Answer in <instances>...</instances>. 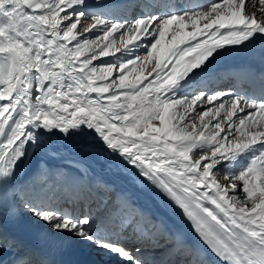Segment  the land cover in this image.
<instances>
[{
    "label": "snow or ice",
    "instance_id": "obj_1",
    "mask_svg": "<svg viewBox=\"0 0 264 264\" xmlns=\"http://www.w3.org/2000/svg\"><path fill=\"white\" fill-rule=\"evenodd\" d=\"M136 9L0 0V264H54L6 230L22 215L107 264H148L128 246L129 216L143 213L94 198L91 169L53 137L80 138L188 222L196 242L175 234L162 264H264V79L259 96L213 87L219 57L264 40V0Z\"/></svg>",
    "mask_w": 264,
    "mask_h": 264
},
{
    "label": "bare ground",
    "instance_id": "obj_2",
    "mask_svg": "<svg viewBox=\"0 0 264 264\" xmlns=\"http://www.w3.org/2000/svg\"><path fill=\"white\" fill-rule=\"evenodd\" d=\"M140 0H105L108 10H111L115 15H128L131 16L136 9L137 3ZM169 0H161V5ZM188 7V4H185ZM130 10V11H129ZM139 9H136L138 12ZM245 49L249 54L255 56H264V40H257L246 47H236L230 49L223 56L219 57L216 64V72L218 75L213 80V87L225 86L227 81L225 75L228 71L222 67H218L220 63L232 56L237 49ZM119 55V54H117ZM105 60L112 59L111 57H104ZM48 147L58 151L61 156L73 157L83 162L82 166H87L91 169L92 180L94 181L92 188V196L96 199L109 198L114 205L118 198L123 195L126 196L135 209L143 213V218L140 216H129L133 220V226L129 229L128 236L131 240L129 247L139 246L143 249V258L148 261V264H157L159 260L168 255L170 247L175 243V234H181L185 240L191 239V243L196 242V238L188 224V222L176 212L166 202L160 200L151 191L134 184L130 177L126 175L114 160H106L103 154H97L95 150L83 151L80 144V138L73 141H62L58 137H53ZM43 158L38 156L36 159ZM62 163V160H57ZM31 170H29L30 172ZM21 180L27 179V176L22 172L19 177ZM107 184L109 188L104 189ZM69 192V200L78 195V190L69 185L59 193L61 197H66ZM134 217V218H133ZM147 218L156 222H162L164 230L157 231L153 229L150 223H146ZM23 226L34 228L35 230L47 234L45 228L39 223L32 221L26 215L15 221ZM6 230L16 236L20 241H23L21 228L13 225V221L6 224ZM169 233L173 234L172 236ZM164 241L162 244L159 245ZM91 256L102 264H107V257L101 255ZM6 259H11V256H6Z\"/></svg>",
    "mask_w": 264,
    "mask_h": 264
},
{
    "label": "rangeland",
    "instance_id": "obj_3",
    "mask_svg": "<svg viewBox=\"0 0 264 264\" xmlns=\"http://www.w3.org/2000/svg\"><path fill=\"white\" fill-rule=\"evenodd\" d=\"M130 11V10H129ZM115 14V13H114ZM116 16H118L117 14H116ZM101 59H104V58H101ZM105 60V59H104ZM218 88H222V87H218ZM226 89V88H225ZM68 196H69V192H67V195H66V197H64V198H67V199H69L68 198ZM104 198V200H109L110 201V199L109 198H105V197H103ZM113 203V202H112ZM164 241H162L161 243H159V245L160 244H162ZM93 255H96V254H93Z\"/></svg>",
    "mask_w": 264,
    "mask_h": 264
}]
</instances>
